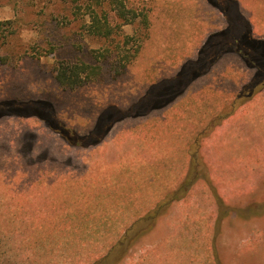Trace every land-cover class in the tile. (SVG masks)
I'll list each match as a JSON object with an SVG mask.
<instances>
[{
  "label": "rangeland",
  "instance_id": "rangeland-1",
  "mask_svg": "<svg viewBox=\"0 0 264 264\" xmlns=\"http://www.w3.org/2000/svg\"><path fill=\"white\" fill-rule=\"evenodd\" d=\"M124 1L135 59L63 89L51 68L100 43L65 26L58 3L0 0L11 23L0 33L13 32L2 54L60 46L0 64V114L14 113L0 117V264H264L261 45L240 53L212 37L223 23L214 0ZM237 1L264 37V0Z\"/></svg>",
  "mask_w": 264,
  "mask_h": 264
},
{
  "label": "trees",
  "instance_id": "trees-1",
  "mask_svg": "<svg viewBox=\"0 0 264 264\" xmlns=\"http://www.w3.org/2000/svg\"><path fill=\"white\" fill-rule=\"evenodd\" d=\"M47 3H58L66 25H71L76 22V33L83 37L95 40L100 43L101 48L86 50L74 57L73 60H59L56 65L51 68V74L54 82L58 87L63 89H73L83 86L87 83L95 81L103 74H108L111 78L120 75L128 64H130L139 52L140 43L131 44L130 36L123 34L122 28L125 25L131 24V18L135 17V12L126 7L124 0H45ZM214 5L220 8L231 21L232 26L229 27L226 33L229 37H233L234 49L229 45V49L241 53L242 49H236L237 45H243L251 48L252 43L256 41L249 30V25L241 13L235 11L234 0H214ZM145 7V6H144ZM147 7L145 11H147ZM132 14L129 18V14ZM148 23L146 12L143 13V25ZM9 21L0 22V26H11ZM0 33L2 38L1 44L8 43V36L13 32L4 28ZM239 36V37H238ZM143 36L140 37L142 39ZM4 39V40H3ZM238 40V41H237ZM261 45L259 52L260 57H264V41H256ZM253 47V46H252ZM60 46L57 42H48L47 50L36 49L34 53L23 51L16 55V61L28 56L35 61H38L41 56H54ZM264 59V58H263ZM8 55L0 52V64L14 67ZM264 71V70H263ZM264 75V72H263ZM255 78H252V82ZM249 84L246 85V87ZM248 88L241 92L242 97H236L234 105L240 104L248 99ZM237 100H240L239 103ZM237 103V104H236ZM3 104V103H1ZM233 107V106H232ZM5 111L1 115H4ZM167 201H162L157 204L156 208L151 211V214L158 211L165 205ZM6 254V251L3 250ZM110 253L106 254L101 261L108 258Z\"/></svg>",
  "mask_w": 264,
  "mask_h": 264
},
{
  "label": "crops",
  "instance_id": "crops-1",
  "mask_svg": "<svg viewBox=\"0 0 264 264\" xmlns=\"http://www.w3.org/2000/svg\"><path fill=\"white\" fill-rule=\"evenodd\" d=\"M235 1V11H237V13L239 12V13H241V8H240V4H239V2L237 1V0H234ZM213 6H215V5H213ZM216 8L219 10V12L223 15L222 16V18H221V20L223 21V23L221 24V25H219V27H217V29L212 33V37H219V36H221V37H225V38H228V41L230 42V43H232L233 42V37H229L228 36V33H226L227 32V30L229 29V27L230 26H232V23H231V21H229V19H228V17H227V15L220 9V8H218L217 6H216ZM241 15L244 17V15L241 13ZM245 18V17H244ZM245 20L247 21V23H248V25H249V30H250V32L252 33V26L250 25V23L248 22V20L245 18ZM263 36H264V34H263ZM255 39V38H254ZM256 41H264V37H260V38H258V39H255ZM264 48V47H263ZM229 50H231V49H229ZM264 58V57H263ZM19 61V60H18ZM18 61H12V64L15 66L16 64H18ZM2 66V65H1ZM4 67H5V65H4ZM259 193H260V190H256V191H253V189L249 192V193H246V194H243L242 195V197H246V200L247 199H250V198H252V196L253 195H255V194H257V195H259ZM180 201L179 200H177L175 203H173L168 209H167V211H166V213L164 214V216H163V218H162V221L163 222H165V221H167V220H169V217H170V215H172V214H174L175 213V207H177L178 206V203H179ZM249 203H254V204H256L255 202H254V200L253 201H251L250 200V202ZM253 204V205H254ZM243 205H245V201L243 202V204H242V206ZM241 206V205H240ZM253 207H256L255 205L253 206ZM241 220H243V219H241ZM131 248V247H130ZM113 249V248H112ZM111 249V250H112ZM129 251H130V249H128ZM124 256H132L131 254H129V253H126ZM124 256H123V258H124Z\"/></svg>",
  "mask_w": 264,
  "mask_h": 264
},
{
  "label": "flooded vegetation",
  "instance_id": "flooded-vegetation-1",
  "mask_svg": "<svg viewBox=\"0 0 264 264\" xmlns=\"http://www.w3.org/2000/svg\"><path fill=\"white\" fill-rule=\"evenodd\" d=\"M254 43H257V42H254ZM3 103V102H2ZM42 105H45V106H47V108H48V110H51V106H49V105H46V104H43L42 103ZM6 106H11L10 105V103H6ZM33 111V110H32ZM33 113H35L34 111L31 113V114H28L27 116H32L33 115ZM49 113V112H48ZM11 114H14V113H12V112H5V114L4 115H2V116H7V115H11ZM49 116H50V113H49ZM0 117H1V114H0ZM54 118V117H53ZM45 120V119H44ZM45 122H47V127L49 128V129H53V127H50V126H53V125H56L55 123H54V120L52 119V117H50L49 119H46V121ZM57 126V125H56ZM56 131H59V129L57 128V130ZM62 133V135L64 134L63 132H62V130L61 131H59V133Z\"/></svg>",
  "mask_w": 264,
  "mask_h": 264
},
{
  "label": "clouds",
  "instance_id": "clouds-1",
  "mask_svg": "<svg viewBox=\"0 0 264 264\" xmlns=\"http://www.w3.org/2000/svg\"><path fill=\"white\" fill-rule=\"evenodd\" d=\"M79 134L84 135V134H86V133H79Z\"/></svg>",
  "mask_w": 264,
  "mask_h": 264
}]
</instances>
